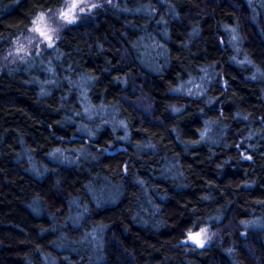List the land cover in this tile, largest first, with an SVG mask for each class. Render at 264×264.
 <instances>
[{
	"label": "clouds",
	"instance_id": "clouds-1",
	"mask_svg": "<svg viewBox=\"0 0 264 264\" xmlns=\"http://www.w3.org/2000/svg\"><path fill=\"white\" fill-rule=\"evenodd\" d=\"M0 95L16 264H264V0H0Z\"/></svg>",
	"mask_w": 264,
	"mask_h": 264
},
{
	"label": "trees",
	"instance_id": "trees-1",
	"mask_svg": "<svg viewBox=\"0 0 264 264\" xmlns=\"http://www.w3.org/2000/svg\"><path fill=\"white\" fill-rule=\"evenodd\" d=\"M8 97L6 95H0V102H7ZM18 103L21 107L28 109L32 112L31 105L26 100H19ZM33 115L37 116L38 119L43 118L33 112ZM42 128H37V132H43ZM4 163H0V167H3ZM21 176V181L25 180ZM15 197V200L13 199ZM20 199L19 193L15 189H8L6 186L0 187V215L11 214V213H22V209L18 207L16 203ZM11 218V216L9 217ZM3 229H0V232H3ZM16 249L9 247L5 252H0V264H16L12 257L16 254Z\"/></svg>",
	"mask_w": 264,
	"mask_h": 264
}]
</instances>
